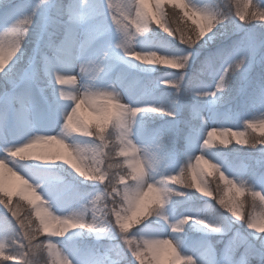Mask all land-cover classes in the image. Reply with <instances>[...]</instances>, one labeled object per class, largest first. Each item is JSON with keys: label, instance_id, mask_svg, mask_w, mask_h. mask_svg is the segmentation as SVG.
<instances>
[{"label": "rangeland", "instance_id": "obj_1", "mask_svg": "<svg viewBox=\"0 0 264 264\" xmlns=\"http://www.w3.org/2000/svg\"><path fill=\"white\" fill-rule=\"evenodd\" d=\"M90 2L98 12L103 13L102 19L108 29L104 39L95 46L94 54L100 58L101 71L95 79L89 80L85 74L79 72V67L72 65L66 69L67 74L78 75L79 78L76 85L66 84L63 86L64 89L68 91L79 87L80 91H84V86L88 85L93 89L117 93L121 103L125 104L144 105L153 99L166 103L175 93V89L169 84H162L161 81L175 79L182 72L180 90L179 93H175V102L172 104L175 117L171 118L162 113H138L131 125L130 139L141 153L145 149H150L157 154V162L146 170L150 183L153 180L160 181L164 176L177 175L184 166L185 172L178 177L181 182L168 181L164 184V187L171 191L162 208L154 210L149 216L141 217L139 223L129 227L128 233H121L115 224V216L111 213L112 208L119 207V202H114L107 194L110 191L107 182L101 183L98 180L82 177L65 161L9 158L14 168L36 186V190L47 202L49 211L59 216H81L85 223L93 224L96 229L95 231L89 228L70 229L63 236H54L51 232H39L33 243L44 242V247L36 250L37 264H51L53 259L58 258L55 254L48 255L46 236L61 252L62 256L59 258H67L70 264H139V261L131 256L128 245L124 242L126 235L134 237L132 247L137 244L143 247L146 238L170 239L173 240L174 245L177 244L181 258L190 255L196 264H212L213 260L218 262L228 237L236 232L249 231L243 220L248 215L258 220L264 214V200H262L264 144H252L264 138V124H261V121H264V104H261L259 97L253 94L256 81L264 76V47L258 48L249 55L245 64L228 77L227 87L218 93V98L198 96L195 93L213 92L216 81L229 63V61L216 60L209 67V58L218 49L230 46L249 34L255 35L258 40L264 38V21L242 23L235 15L238 8L243 9L247 16L252 12L260 11L254 5L264 7V0H185L186 3L189 2L201 10L217 13V22L212 30L191 47L160 29L158 20L153 18L159 15L154 7L155 0H145L147 10L152 15L149 17L150 25L143 33H137L133 23L136 12L135 0H90ZM47 3L48 0H29L30 6L38 5L33 18L34 23L22 43L21 50L10 62L9 69L23 66L32 55L36 44L34 33L38 31L36 23L47 14ZM109 3L112 5L111 12L115 15V20L108 15ZM161 8L167 14L168 22L176 27L178 19L176 13L180 12V9L174 6L173 0H163ZM219 13L224 14V19L219 18ZM181 26L188 33L195 28L190 20L186 23L181 21ZM125 33L131 37L130 43L135 51H155L160 55L178 59L187 56L183 69H173L159 64H143L126 55L123 49L117 47ZM71 106V101L60 98L58 92L49 86L40 94L38 101L16 109L7 118L0 113V158L7 156L8 148L26 142L35 135H56L62 137L65 143L80 148L82 159L89 167L93 165L97 159L94 148L100 143L99 139L79 132L68 133L63 128L64 115L70 111ZM194 110L199 112V116L194 115ZM78 115L82 120L89 122L91 130L95 131L96 114L87 105L81 106ZM252 118L255 128L244 123L246 119ZM169 126H172L174 131L165 141L163 148L159 149L156 147V134ZM211 127H228L232 128V131L242 132L244 135L239 139L246 143L236 144V138L231 137L229 133V144L221 145L218 131L211 138L213 145L205 146L204 133ZM194 133L198 136L197 139H193ZM117 135L118 133L113 131V135H109L105 140L104 151L113 156L111 161L107 156L105 157V167L109 162L119 165L114 166L111 172L117 176L125 175V183H127L130 169L123 157L115 156L119 145ZM216 146H236L245 148L247 152L245 156L236 154L229 156L227 153L218 152ZM68 151L71 149L66 151L55 143L43 149L46 154H60L66 157ZM196 155H203L216 163L227 179L233 180L241 191L237 192L236 188L220 180V173L203 161L198 169L202 175L197 177L196 182L200 184L201 189L210 192L211 195L206 197L203 191L197 192L195 188L190 187L192 175L195 173L187 171L186 166L189 162L196 164ZM137 158L141 159L143 164V159L139 156ZM73 162L80 163L74 157ZM81 167L85 165L82 164ZM0 180L3 181L5 191L13 193L11 202L26 226L20 232L15 218L0 204V245L3 246L5 254L19 252L22 250L17 244L25 236L26 231H34L38 228V221L28 200L15 194L20 184L19 175H13L4 169ZM253 191L259 195L253 196ZM26 195L31 198L30 193ZM97 197L100 199H96ZM221 198L226 202L238 204L240 217H232L228 208L220 204ZM120 210L122 212L123 207ZM184 216L195 219L182 224L179 231H173L171 224ZM197 219H204L209 223L218 221L221 231L216 232L210 227H205L197 223ZM5 231L10 234L6 235ZM23 242L28 243L26 239ZM209 245L214 250L212 254L208 251ZM145 259L150 260L151 253H148ZM0 264H12V262H0ZM161 264H166V258L163 256ZM180 264L186 262L181 259Z\"/></svg>", "mask_w": 264, "mask_h": 264}, {"label": "snow or ice", "instance_id": "obj_2", "mask_svg": "<svg viewBox=\"0 0 264 264\" xmlns=\"http://www.w3.org/2000/svg\"><path fill=\"white\" fill-rule=\"evenodd\" d=\"M174 6L180 9L176 13L178 17L176 27L168 22L167 14L161 8L163 0H155L154 7L158 16H153L158 20L159 27L162 31L174 36L180 42L191 47L199 42L209 33L217 22V13L201 10L185 0H173ZM136 12L133 23L137 33L146 31L151 23L149 17L152 15L147 10L145 0H135ZM38 5L29 4V0H0V113L7 118L13 114L16 109L26 106L29 103L39 100L40 94L46 87H53L60 98L72 102L70 111L64 115L63 128L68 133H83L86 136H95L100 143L94 148L97 159L95 163L88 166L87 162L81 157L80 148H73L72 145L65 143V140L56 135H35L26 142L20 143L14 147L8 148L7 156L0 158V175L2 170L7 169L13 175H19L20 184L16 190V195L20 196L32 205L34 215L38 221V228L34 231H26L25 236L17 244L22 250L19 252H8L0 245V262L11 261L12 264H37L36 250L44 247V242L34 244L35 236L39 232L49 233L54 236H63L68 230L75 228H89L95 231L91 223H85L81 216H59L49 211L47 202L42 195L24 175L10 165L9 158L15 159H35L40 161H65L82 177L91 180H98L101 183L107 182L110 191L107 193L113 201L119 202V207L111 209L112 215L115 216V224L121 233H128L129 227L134 223H139L141 217L149 216L154 210L162 208L171 189L165 188L164 184L168 181L181 182L178 177L185 172V166L180 169L177 175H168L161 178L160 181L153 180L151 183L148 179L147 169L151 168L158 160L157 154L150 149H145L141 153L137 145L130 139V129L134 118L138 113H162L171 118L175 117V109L172 104L175 102V93H179L180 80L183 73L175 79L161 81L162 84H169L175 89L173 96H170L165 103L164 101L153 99L150 103L135 105L121 103L118 94L113 91L93 89L88 85L84 86V91L79 87L66 91L64 85H76L78 75H68L66 69L72 65L79 67V72L85 74L89 80L95 79L101 71L100 58L95 56V46L99 44L107 33V25L102 19L103 13L98 12L90 0H48L47 14L43 15L36 23L38 31L34 33L36 44L32 55L28 57L27 63L15 69H9V64L21 50L22 43L32 29L34 16ZM247 3L245 4V8ZM258 12H252L247 16L243 9H237L235 15L243 23L245 21H264V7H259ZM112 5L108 4V15L115 20L116 17L111 12ZM219 18L224 19V14L219 13ZM127 19V17H124ZM258 18V19H257ZM190 20L195 28L191 33L186 32L181 26V21ZM131 37L126 33L123 39L117 44V47L124 50V53L131 58L143 64L164 65L173 69H183L184 61L187 56L178 59L172 56L160 55L155 51L140 52L133 50L131 46ZM264 47V38H258L249 34L239 41L233 42L230 46L218 49L212 57L209 58V67L216 60L229 61L224 68L223 73L219 76L213 92L195 93L198 96H216L227 87V80L230 75L240 69L245 64V60L253 54L258 48ZM251 69V65H249ZM58 86V87H57ZM253 94L259 97L260 103L264 104V76L256 81ZM82 105L87 107L96 114L95 131L91 130V125L81 119L78 111ZM194 115L199 116V112L194 110ZM201 119H203L201 117ZM254 118L246 119L244 123L249 127L255 128ZM111 124V128H109ZM264 124V121H261ZM107 129V131H106ZM113 131L118 133L117 145L118 151L116 157H123L127 167L128 182L125 183V175H116L111 172L113 163H107L105 167V157L111 161L113 156L105 153V140ZM174 128L169 126L160 130L156 134V147L163 148L165 141L173 133ZM220 133V144L228 145L229 136L236 138V144L244 145L246 141L239 139L244 133L232 131L228 127H211L204 133L203 145H213L211 138L215 133ZM198 136L194 133L193 139ZM58 144L68 151L67 157L60 154H46L43 152L47 146ZM264 144V138L253 142ZM143 159V164L141 159ZM73 157L80 163H74ZM196 164L190 162L186 168L192 175L190 187L195 188L197 192L203 191L204 196H210L211 193L204 191L198 184L197 177L202 175L199 169L200 163L208 164L211 168L220 173V180L226 181L228 185L236 188L237 192L241 189L236 187L233 180L227 179V176L220 167L203 155L195 156ZM85 167H81V165ZM10 165V167H9ZM15 170V171H13ZM203 183V181H201ZM231 190V189H229ZM26 193L31 194L29 198ZM253 196L259 193L253 191ZM13 193L5 191L3 181L0 180V204H2L15 218L16 224H19L20 232L25 229V223L17 214L16 208L11 202ZM6 197V198H5ZM96 199H100L97 197ZM264 200V197H262ZM220 204L228 208L232 217H240L239 205L234 202H226L220 199ZM19 203L18 201L16 202ZM123 207L121 212L120 208ZM193 217L184 216L175 223L171 224L173 231H179L180 226L187 223ZM249 231L247 233L236 232L228 237L221 250V259L212 264H264V214L260 219H255L248 215L243 220ZM197 223L210 227L212 230L219 232L221 228L218 221L211 223L204 219H197ZM227 226H225V229ZM45 237L48 255L55 254L58 258L53 259L51 264H70L69 260L62 256L50 239ZM27 240L25 244L23 240ZM134 237L125 236L124 242L128 245L131 256L139 261V264H161V257L166 258V264H180L183 259L186 264H196V261L190 255L183 258L179 255L177 244H173L170 239H144L143 247L137 244L132 247ZM14 243H16L14 241ZM146 250V251H145ZM212 254L214 250L211 245L208 249ZM151 253V259L146 260L145 256ZM18 258V259H17Z\"/></svg>", "mask_w": 264, "mask_h": 264}, {"label": "trees", "instance_id": "obj_3", "mask_svg": "<svg viewBox=\"0 0 264 264\" xmlns=\"http://www.w3.org/2000/svg\"><path fill=\"white\" fill-rule=\"evenodd\" d=\"M167 12L169 13V11L167 10ZM170 15V14H168ZM174 27V26H173ZM216 149H218V152H223V153H227L229 156L236 154L237 156H245L246 154V150L245 148H240V147H232V146H228V147H218L216 146ZM9 231V229H8ZM10 232V231H9ZM9 232L5 231V234L8 235L10 234Z\"/></svg>", "mask_w": 264, "mask_h": 264}, {"label": "bare ground", "instance_id": "obj_4", "mask_svg": "<svg viewBox=\"0 0 264 264\" xmlns=\"http://www.w3.org/2000/svg\"><path fill=\"white\" fill-rule=\"evenodd\" d=\"M9 163H10V165L11 166H13L14 167V164H13V162L9 159V161H8ZM10 165H9V167H10Z\"/></svg>", "mask_w": 264, "mask_h": 264}, {"label": "clouds", "instance_id": "obj_5", "mask_svg": "<svg viewBox=\"0 0 264 264\" xmlns=\"http://www.w3.org/2000/svg\"><path fill=\"white\" fill-rule=\"evenodd\" d=\"M73 148H76V147H74V146H72ZM78 149V148H77ZM115 202V201H114Z\"/></svg>", "mask_w": 264, "mask_h": 264}]
</instances>
